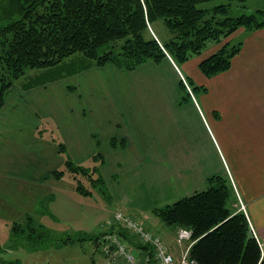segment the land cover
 <instances>
[{"label":"crops","instance_id":"0c3cea01","mask_svg":"<svg viewBox=\"0 0 264 264\" xmlns=\"http://www.w3.org/2000/svg\"><path fill=\"white\" fill-rule=\"evenodd\" d=\"M237 36L242 46L229 70L211 78L198 64L217 44L181 66L166 57L133 71L92 67L33 86L30 77L16 81L0 110L2 184L44 185L67 152L73 163L97 162L90 170L115 206L109 219L115 212L135 218L178 259L188 242L178 243L179 229L152 211L223 176L236 199L232 211L240 212L239 198L264 257V28L229 39ZM182 78L203 89L184 91Z\"/></svg>","mask_w":264,"mask_h":264},{"label":"trees","instance_id":"16d2710c","mask_svg":"<svg viewBox=\"0 0 264 264\" xmlns=\"http://www.w3.org/2000/svg\"><path fill=\"white\" fill-rule=\"evenodd\" d=\"M215 1L0 0V110L6 92L29 71H44L42 75L49 72L28 84L33 86L92 67L133 71L146 62L159 63L166 57L181 66L200 56L209 44H222L240 29L250 33L264 28L263 11L228 16L233 4L244 8L248 0H220L221 3L204 6ZM157 22L162 23L170 38L164 40L157 35L153 29ZM229 40L199 62L198 70L206 78L229 70L242 46V40L233 46ZM186 83L193 91L203 89L193 86L190 80ZM58 151L64 154L62 143ZM95 172L66 159L63 169L50 176L60 180L69 174L75 181V190L90 196L91 188L104 185L100 176L93 177ZM82 178L90 183V189L82 184ZM234 200L229 180L212 176L205 190L152 213L166 226L191 231L188 255L197 264H264L246 216L232 211ZM112 233L126 240L142 257H153L149 245L138 243L118 225L102 236ZM24 234L33 241L43 242L47 237L32 218L12 226L14 240ZM101 237H95L97 245Z\"/></svg>","mask_w":264,"mask_h":264},{"label":"rangeland","instance_id":"374dc122","mask_svg":"<svg viewBox=\"0 0 264 264\" xmlns=\"http://www.w3.org/2000/svg\"><path fill=\"white\" fill-rule=\"evenodd\" d=\"M218 3L221 1L210 2L204 6ZM258 10L264 12V0H248L244 8L233 4L228 16L249 15ZM153 29L161 39L165 40L171 37L161 22L154 24ZM228 40L220 43L218 49ZM241 40H243V36L230 39V46L236 45ZM212 45L213 43L209 44L206 50H209ZM43 72L29 71L16 82V85L19 82H26L27 77H30L29 82H35L49 73L46 72L45 75H42ZM54 74L52 73V75ZM103 75L100 74V76ZM67 85L73 84L69 81ZM51 130L56 136L58 135L54 127L51 126ZM62 158L63 161L66 159L72 161L68 152ZM76 165L88 170L99 166L97 162L76 163ZM71 178L65 175L60 181L50 179L44 185L33 186L19 179H11L10 183L6 184H2L5 181L0 180V246L2 248L0 264L105 263L100 245L95 242V237H101L106 233L105 221H108L115 206H113L110 194L104 186L98 185L94 189L91 188L90 196H82L71 186L68 187L70 183H73ZM81 181L86 188L90 189L89 182L83 178ZM237 199L239 204L240 199ZM27 218H32L35 225H41V230L47 235L43 238V242L28 240L25 234L16 240L13 239L12 226L23 224ZM69 238L70 242L67 241ZM66 241L67 243H63Z\"/></svg>","mask_w":264,"mask_h":264},{"label":"built area","instance_id":"2783aa9c","mask_svg":"<svg viewBox=\"0 0 264 264\" xmlns=\"http://www.w3.org/2000/svg\"><path fill=\"white\" fill-rule=\"evenodd\" d=\"M182 82L184 83L186 90L190 92V88L183 78ZM239 209L240 211L245 212V208L240 201ZM114 225H118L128 231L135 237L138 243L149 245L153 251V257L150 258L149 255L142 257L126 240L122 239L116 233H112L102 236L99 242L101 253L105 259L104 264H116L119 260H122L125 264H150L151 260L153 261V264H197L188 255V250L191 245V231L189 230L179 229L178 231L177 242H188V245L185 252L176 259L169 252L162 237L147 230L135 218L128 216L123 212H115L105 223V227L110 229ZM249 228L253 238L258 242L253 228L250 225Z\"/></svg>","mask_w":264,"mask_h":264}]
</instances>
